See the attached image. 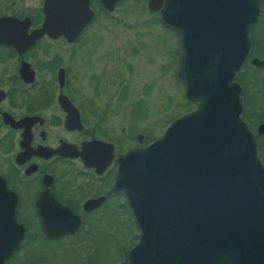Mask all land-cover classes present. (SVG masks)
<instances>
[{"label": "flooded vegetation", "instance_id": "flooded-vegetation-1", "mask_svg": "<svg viewBox=\"0 0 264 264\" xmlns=\"http://www.w3.org/2000/svg\"><path fill=\"white\" fill-rule=\"evenodd\" d=\"M122 1L105 9L100 0H0V264H45L43 254L64 247L83 255L80 264H98L103 216H132L126 195L111 190L117 159L160 135L145 142L147 129L136 133L134 125L145 118L131 109L121 114L127 126H119L118 63L125 71L131 65L120 58L115 29L167 28L147 8L154 18L129 23L117 17ZM108 31L110 46L100 50ZM248 37L249 52L233 81L240 118L264 168V2ZM140 46L128 51L136 54Z\"/></svg>", "mask_w": 264, "mask_h": 264}, {"label": "water", "instance_id": "water-1", "mask_svg": "<svg viewBox=\"0 0 264 264\" xmlns=\"http://www.w3.org/2000/svg\"><path fill=\"white\" fill-rule=\"evenodd\" d=\"M262 2L147 1L179 39L175 78L196 106L117 159L111 190L126 195L139 232L127 264H264V168L233 81Z\"/></svg>", "mask_w": 264, "mask_h": 264}, {"label": "rangeland", "instance_id": "rangeland-1", "mask_svg": "<svg viewBox=\"0 0 264 264\" xmlns=\"http://www.w3.org/2000/svg\"><path fill=\"white\" fill-rule=\"evenodd\" d=\"M146 3L147 0H123L118 5L117 17L129 23L143 18H154L155 15L147 12ZM115 31L119 34L120 58L128 57L129 65H131L130 71H125L122 63H118L119 126L122 124L127 126L129 122L123 119L121 114L131 109L137 117H140L138 114H142L141 117L145 118L134 121L136 133L141 129H147V137L155 138L173 119L193 107L183 98L175 78V36L168 29L164 30L152 25L128 29L118 26ZM102 34V41L98 45L100 50L110 46L106 37L110 32H102ZM138 43H142V46L137 49L136 54L131 55L132 53L128 50H131L133 46L136 47ZM92 44L89 51L95 50V42ZM74 51L73 58L79 59V48L76 47ZM96 52L99 51L96 50ZM79 77L76 76L77 82L80 81ZM101 229L103 233L97 237V263L125 264L127 249L132 246L138 236L133 217L122 212L114 216H103ZM61 250V248H54L52 256L46 257V254H43L45 264L81 263L82 254L77 255L66 247Z\"/></svg>", "mask_w": 264, "mask_h": 264}, {"label": "trees", "instance_id": "trees-1", "mask_svg": "<svg viewBox=\"0 0 264 264\" xmlns=\"http://www.w3.org/2000/svg\"><path fill=\"white\" fill-rule=\"evenodd\" d=\"M153 138H150V137H147L146 139H145V142H148V141H150V140H152Z\"/></svg>", "mask_w": 264, "mask_h": 264}]
</instances>
